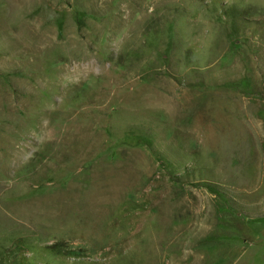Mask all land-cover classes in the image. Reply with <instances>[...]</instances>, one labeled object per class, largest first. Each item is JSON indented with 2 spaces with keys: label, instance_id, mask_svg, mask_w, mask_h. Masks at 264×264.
<instances>
[{
  "label": "rangeland",
  "instance_id": "1",
  "mask_svg": "<svg viewBox=\"0 0 264 264\" xmlns=\"http://www.w3.org/2000/svg\"><path fill=\"white\" fill-rule=\"evenodd\" d=\"M0 264H264V0H0Z\"/></svg>",
  "mask_w": 264,
  "mask_h": 264
},
{
  "label": "trees",
  "instance_id": "2",
  "mask_svg": "<svg viewBox=\"0 0 264 264\" xmlns=\"http://www.w3.org/2000/svg\"><path fill=\"white\" fill-rule=\"evenodd\" d=\"M208 188H209V190L211 191V192H213V193H215V194H217L218 196H224V194L220 191V189L219 188H217L216 186H214V185H208Z\"/></svg>",
  "mask_w": 264,
  "mask_h": 264
}]
</instances>
